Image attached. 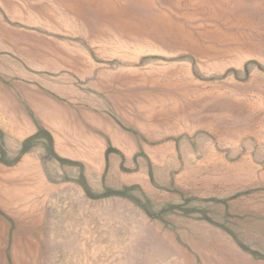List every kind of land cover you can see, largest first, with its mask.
I'll return each mask as SVG.
<instances>
[{
  "label": "rangeland",
  "instance_id": "rangeland-1",
  "mask_svg": "<svg viewBox=\"0 0 264 264\" xmlns=\"http://www.w3.org/2000/svg\"><path fill=\"white\" fill-rule=\"evenodd\" d=\"M0 94L49 163L41 113L75 152L95 118L130 141L90 184L61 159L96 200L65 264H264V0H0Z\"/></svg>",
  "mask_w": 264,
  "mask_h": 264
},
{
  "label": "crops",
  "instance_id": "crops-1",
  "mask_svg": "<svg viewBox=\"0 0 264 264\" xmlns=\"http://www.w3.org/2000/svg\"><path fill=\"white\" fill-rule=\"evenodd\" d=\"M17 86L27 91L23 85ZM30 100L25 96L26 104L33 105L30 108H40ZM39 118L53 135L56 158L50 163L44 161V152L33 149L36 129L31 120L16 102L0 94V131L5 135L0 150V264H65V220L72 216L71 221L78 225L85 219L92 220L96 200L79 183L62 177L69 167L62 166L61 159L80 162L86 170L84 179L90 184V174L100 176L105 171L107 140L113 137L117 144L131 147L128 136L113 129L111 123L95 118L90 128L79 125L83 148L75 152L60 140L59 132L64 128L61 121L46 113ZM54 167L61 177L50 179L48 174ZM68 224L66 231L71 227Z\"/></svg>",
  "mask_w": 264,
  "mask_h": 264
}]
</instances>
